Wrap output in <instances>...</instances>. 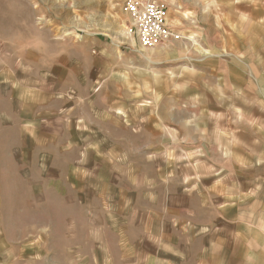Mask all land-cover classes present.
Returning a JSON list of instances; mask_svg holds the SVG:
<instances>
[{
  "label": "rangeland",
  "instance_id": "374dc122",
  "mask_svg": "<svg viewBox=\"0 0 264 264\" xmlns=\"http://www.w3.org/2000/svg\"><path fill=\"white\" fill-rule=\"evenodd\" d=\"M122 6L0 0V264H90L87 227L74 240L65 220L93 213L105 223L121 213L127 193L137 214L131 189L192 182L227 189L249 179L235 173L245 169L230 159L235 144L219 145L258 129L233 106L236 98L224 96L218 51L204 73L197 64L208 54L198 40H191L197 50L189 48L185 34L143 49L128 33ZM251 148L243 141L244 151ZM12 170L28 184L18 179L11 188ZM65 177L79 188L76 198L63 189ZM99 257L104 264L105 252ZM226 261L252 263L244 256Z\"/></svg>",
  "mask_w": 264,
  "mask_h": 264
},
{
  "label": "crops",
  "instance_id": "0c3cea01",
  "mask_svg": "<svg viewBox=\"0 0 264 264\" xmlns=\"http://www.w3.org/2000/svg\"><path fill=\"white\" fill-rule=\"evenodd\" d=\"M113 1L121 5L126 0ZM155 1L166 7L170 29L189 38V48L197 50L192 39L202 45L208 57L197 65L202 64L204 73L218 51L220 61L216 65L225 67L224 96L236 98L233 106L244 109L242 112L256 121L255 135L240 133L234 143L219 139V145L235 144L230 159L245 168H238L235 173L249 179L227 189L201 188L194 182L182 189H131L138 194L137 214L127 193L118 216L108 215L103 223L92 213L85 221L65 220V227L70 226L74 231L70 238L78 240L85 224L84 241L90 248L84 257L90 259V264H100V251L105 252L104 264H210L215 257L219 259L217 264H226V257L242 256L251 258V264H264L259 261L264 260V0ZM23 118L22 122H28ZM235 127L237 132L238 122ZM2 131L0 128V135ZM243 141L253 148L244 151ZM29 160V156L25 157L24 168L29 166ZM22 175L18 170L12 172L11 188L18 187V179L28 184ZM67 182L63 189L76 198L79 188L68 179ZM47 189L57 188L53 185ZM101 189L109 192L108 186ZM227 244L233 248L228 250Z\"/></svg>",
  "mask_w": 264,
  "mask_h": 264
},
{
  "label": "built area",
  "instance_id": "2783aa9c",
  "mask_svg": "<svg viewBox=\"0 0 264 264\" xmlns=\"http://www.w3.org/2000/svg\"><path fill=\"white\" fill-rule=\"evenodd\" d=\"M122 12L128 19L129 35L143 49H153L181 39L168 26L166 7L160 2L126 0Z\"/></svg>",
  "mask_w": 264,
  "mask_h": 264
}]
</instances>
